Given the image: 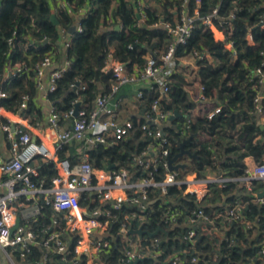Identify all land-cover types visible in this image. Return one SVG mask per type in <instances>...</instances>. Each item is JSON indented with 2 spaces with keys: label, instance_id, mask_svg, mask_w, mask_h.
<instances>
[{
  "label": "built area",
  "instance_id": "1",
  "mask_svg": "<svg viewBox=\"0 0 264 264\" xmlns=\"http://www.w3.org/2000/svg\"><path fill=\"white\" fill-rule=\"evenodd\" d=\"M202 1L195 0V14H184L182 21L176 25L165 21L154 24L162 25L173 40L161 55L148 54L143 67L135 64L130 70L116 57L114 48L110 47L103 69L112 73L111 91L98 94L91 109L75 107L61 113L51 98V93L57 89L59 78L71 66L68 50L74 31L71 32L70 29L75 27V31L82 30L81 17L92 10L95 1L92 0V3L89 2L81 10L82 15H77L74 0H51L52 12L57 14L66 11L73 14L76 17L75 24L71 28L63 25L58 27V39L51 43L52 48L35 65L20 61L9 62L2 78L3 82L9 81L34 71L30 78L36 83L38 92L35 99L41 104L43 117L34 118L27 110L31 99L28 94L22 96L18 110L4 106L2 99L9 97V94L0 87V264H21L37 245L44 252L39 261L41 264L46 263L52 253L61 256L62 264H108L102 256L117 237L124 244L123 257L118 264H134V261L145 257L156 259L162 253L161 239L155 233L146 238L148 230L143 225L155 210V200L161 197L166 201L171 188H182L185 185L184 192L194 194L200 202L209 195L213 182L224 186L229 181H237L240 186L253 191L252 180H264V158L263 161H256L252 156L244 158L246 168L239 177L213 170H208L205 177L194 172L182 176L179 169L170 168L171 142L164 128L166 122L173 121L176 114L166 109L162 101L169 96L172 74L183 72L190 84L195 83L192 87L187 85L186 89L197 108L204 106L208 100L204 93L205 87L198 82L197 73L188 66L193 64L196 71L199 69L200 60H212L206 49H196L177 58L178 46L188 44L195 21L201 17L205 28L217 40L224 42L231 57L234 60L239 57V51L231 39L234 28L232 20L236 13L232 11L216 21L215 16L219 14L217 6L208 15L200 16ZM144 6L145 2L140 0L136 7L139 24L146 19L145 13L141 11ZM110 24L111 19H108L105 27ZM257 25L264 30V16ZM62 35L64 40L60 50L58 43ZM245 38L250 47L254 46L256 41L251 28ZM9 41L15 47L13 39ZM42 42L45 46L48 40L44 38ZM28 44L35 46V39L32 37ZM133 46L130 44V47ZM261 54L264 52L261 51ZM243 63L249 71L250 82L253 83L251 88L255 92L258 123L264 124V57L261 63L253 65L252 68L248 62ZM140 80L149 83V89L157 88L159 91L158 96L147 110H143L140 117V129L148 142L134 155L133 162L129 165L119 162L104 167L96 166L91 154L94 147H113L133 135L134 120L119 119V102L113 101V98L122 85ZM84 88L81 85L80 89ZM143 97V90H139V100ZM220 110L221 105L210 110L208 116L212 117ZM198 112L201 113L200 110L197 114ZM68 116H74V119L70 121ZM195 116L196 108L187 118V123ZM68 145L75 147L72 161L60 156V152ZM248 157H252L253 161H247ZM45 162H53L57 170L50 185L45 184V178L42 179L40 171L41 164ZM161 166L165 169V175L158 179ZM156 190L158 197L154 194ZM259 194L253 193L254 201L264 202V196ZM85 195L92 196L90 203L82 202ZM177 205L171 207L169 204L166 207L162 221L173 226L178 223L190 226L185 238L193 244L197 240L198 230L203 234L224 236L223 232L227 228L219 226L218 219L224 218L222 225L237 220L244 207V203L237 200L223 210L206 212L201 207L184 218L182 209ZM43 214L50 217V223L38 228ZM241 220L243 222L244 218ZM115 222L119 223L116 233L112 231ZM245 222L251 226L250 220ZM140 228L146 231L145 234L131 232V229ZM262 245L264 254V241ZM15 252L20 253V259L15 256ZM166 260L169 264L183 262L179 253L169 255ZM198 260V257H193L191 262ZM217 260L215 257L212 264H218Z\"/></svg>",
  "mask_w": 264,
  "mask_h": 264
},
{
  "label": "trees",
  "instance_id": "2",
  "mask_svg": "<svg viewBox=\"0 0 264 264\" xmlns=\"http://www.w3.org/2000/svg\"><path fill=\"white\" fill-rule=\"evenodd\" d=\"M91 1L74 0L77 15H82L81 10ZM94 1L92 10L81 17L82 30L73 32L68 50L71 66L59 78L57 89L51 93V98L61 113L75 107L91 109L98 94L111 91L112 73L103 69L110 47L114 48L116 57L130 70L135 64L143 67L148 54L161 55L173 40L162 25L154 24L165 21L176 25L182 21L184 14H195V0H143L145 6L141 11L145 13L146 19L139 24L136 7L140 0ZM217 6L219 14L215 16L216 21L232 11L236 13L232 20L234 28L231 39L239 51L238 59L234 60L224 42L217 40L205 28L201 17L195 21L188 44L179 45L176 52L177 58L196 49H206L211 54L212 60L198 62L197 73V80L205 87L204 93L208 98L206 105L211 108L187 123V118L197 104L186 89L190 83L183 72L172 74L169 96L162 101L166 109L177 113L173 121L166 122L164 128L170 136L171 157L181 152L183 142H186L184 148L189 151L176 160V163L184 164L179 168L182 176L194 172L205 177L208 170H213L239 177L244 174L246 156H252L256 161H263L264 158V124L258 123L255 92L251 88L253 83L250 82L249 71L243 63L248 62L252 68L261 63L264 57L261 54V51L264 52V30L257 25L264 16V0H203L200 16L208 15ZM52 10L51 0H0V87L9 94V97L2 99V103L16 111L20 107L22 96L28 94L31 99L27 110L34 118L43 117L41 104L35 99L37 86L34 79L30 78L34 71L9 81L3 82L2 78L9 62L20 61L35 65L52 48L51 43L58 39V27L63 25L71 28L75 24L76 17L73 14L66 11L54 14ZM108 19H111L112 24L105 27ZM249 28L256 41L252 47L245 38ZM32 37L35 39V46L28 44ZM44 38L48 40L45 46L42 44ZM10 39H13L15 47ZM130 44L134 46L130 47ZM81 85L85 88L80 89ZM143 92L140 108L147 110L159 91L156 88L143 89ZM219 105L220 112L209 117V111ZM262 107L264 108V100ZM73 119L74 116H68V120ZM131 119L134 120L135 127L128 140L113 147L99 145L91 150L96 166L104 167L119 162L129 165L133 162L134 155L144 148L148 140L140 129L139 122L142 119L138 120L136 116ZM74 153L75 147L68 145L60 152V156L72 161ZM40 171L46 185H50L51 179L57 174L53 162L42 163ZM164 175L165 169L161 166L157 178L161 179ZM252 185L253 191H248L237 181H229L224 186L213 182L209 195L200 202L194 194L185 193L183 185L182 188H171L166 201L161 197L154 199L155 210L150 213L149 220L143 227L148 230L146 238H150L152 233L160 237L162 253L156 259L145 257L134 261V264H169L166 259L173 253L180 254L182 264H212L215 257L218 264H264V202L253 199V193L264 191V180L254 179ZM157 193L156 190L154 194L158 197ZM91 199L92 196L85 195L82 202L87 204ZM237 200L244 203L240 212L244 223L239 218L222 225L224 218L218 219V225L227 228L223 232L224 236L203 234L198 230L197 240L193 244L185 238L190 226L182 223L173 226L162 221L164 210L169 204L171 207L178 204L185 218L201 207L206 212H213L223 210ZM49 212L48 210L47 213ZM246 220L251 221V226L246 225ZM49 223L50 217L43 214L38 228ZM118 228L119 223L115 222L112 231L116 233ZM186 248L189 250L182 251ZM123 249L124 244L117 237L102 258L108 264H118L123 257ZM43 254L41 246H34L21 264H41L39 261ZM15 256L20 259L19 252H15ZM193 257H198V262H191ZM44 264H62L61 256L52 253Z\"/></svg>",
  "mask_w": 264,
  "mask_h": 264
},
{
  "label": "crops",
  "instance_id": "3",
  "mask_svg": "<svg viewBox=\"0 0 264 264\" xmlns=\"http://www.w3.org/2000/svg\"><path fill=\"white\" fill-rule=\"evenodd\" d=\"M63 40H64V38L62 35L59 38V43H58L60 50L62 48ZM188 67L193 72L198 73V70L195 71V68H193L194 67L193 64H190ZM198 82H199V80H198ZM193 85L190 84L189 86L192 87ZM196 85H197V82H196ZM149 87H150L149 83H147L146 81H141V80L138 82H135V83H127V84H124L120 87L118 92H116L114 94V98H113L114 99L113 101L119 102L118 117L120 120L132 118L134 116H136L138 118L141 117L143 109L140 108V104H139L140 100L138 98V92H139V90L149 89ZM200 107H202V106H199L198 108L196 107V115L197 116L200 115L199 112L197 114V111L200 110ZM247 161H250V162L253 161L252 157H248Z\"/></svg>",
  "mask_w": 264,
  "mask_h": 264
},
{
  "label": "water",
  "instance_id": "4",
  "mask_svg": "<svg viewBox=\"0 0 264 264\" xmlns=\"http://www.w3.org/2000/svg\"><path fill=\"white\" fill-rule=\"evenodd\" d=\"M74 30H75V27H72L70 29L71 32H73ZM175 114H177V113H175ZM185 143L186 142L182 143V145H181L182 150H181L180 153H178L177 155H175L173 157H169V164H170V168L171 169H175L176 170V169H179L180 167L184 166V164H182V163H176V160L178 159V157L184 155L185 153H189V151L184 148ZM110 167H112V166H110ZM259 195L261 197L264 196V191L261 192ZM131 232H137L140 235H143V234H145L146 231L140 228L138 230L131 229Z\"/></svg>",
  "mask_w": 264,
  "mask_h": 264
},
{
  "label": "rangeland",
  "instance_id": "5",
  "mask_svg": "<svg viewBox=\"0 0 264 264\" xmlns=\"http://www.w3.org/2000/svg\"><path fill=\"white\" fill-rule=\"evenodd\" d=\"M208 108H211V106H208V107H207V105H204V106L200 107V112L203 113V111H206V109H208ZM201 110H202V111H201ZM201 113H200V114H201ZM219 236H221V235H219Z\"/></svg>",
  "mask_w": 264,
  "mask_h": 264
}]
</instances>
